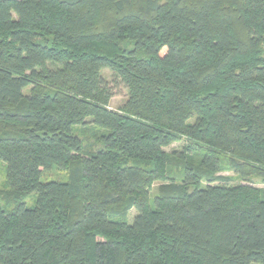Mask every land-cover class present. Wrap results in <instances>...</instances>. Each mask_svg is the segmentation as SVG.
Wrapping results in <instances>:
<instances>
[{"label": "trees", "instance_id": "16d2710c", "mask_svg": "<svg viewBox=\"0 0 264 264\" xmlns=\"http://www.w3.org/2000/svg\"><path fill=\"white\" fill-rule=\"evenodd\" d=\"M0 162V264H264V0H0Z\"/></svg>", "mask_w": 264, "mask_h": 264}, {"label": "rangeland", "instance_id": "374dc122", "mask_svg": "<svg viewBox=\"0 0 264 264\" xmlns=\"http://www.w3.org/2000/svg\"><path fill=\"white\" fill-rule=\"evenodd\" d=\"M162 2L164 0H161ZM103 76L106 79L109 87L112 89L113 92V99L110 102L109 108L113 111H118L120 108L123 107L127 100V90L126 88L117 82L113 77V74L109 70L103 71ZM101 130L97 129L96 127H89V128H78L76 129L75 133L79 134L86 145L90 147L92 151H96L99 147V135L101 134ZM185 144V141H179L172 144L170 147L165 148V151L168 153L174 151H180ZM221 176L226 178H230L231 181L228 183L230 185H246L250 184L249 182L243 181L240 177L235 175L231 170H229L228 166L225 164L222 165L221 171L219 172ZM68 179V173L66 170L63 169H53L50 172H46L43 174L41 181L42 182H49V181H59V182H66ZM252 186L260 189L262 191V196H264V182L260 179H252L251 181ZM161 182H156L154 187L152 188L150 194V204L154 206V198L157 192L158 186ZM9 192L8 184H7V167L5 164L0 162V206L8 212L13 210V205H10L4 199L7 193ZM37 200V195L32 194L26 198L25 204L27 207L31 208L35 205ZM128 222L132 223L133 218L136 215L135 210H131L129 213Z\"/></svg>", "mask_w": 264, "mask_h": 264}]
</instances>
